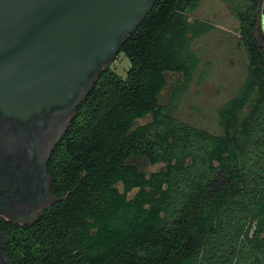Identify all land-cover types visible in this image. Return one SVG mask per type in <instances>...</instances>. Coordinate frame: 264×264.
<instances>
[{"label":"trees","instance_id":"16d2710c","mask_svg":"<svg viewBox=\"0 0 264 264\" xmlns=\"http://www.w3.org/2000/svg\"><path fill=\"white\" fill-rule=\"evenodd\" d=\"M199 1L154 0L120 45L125 77L100 70L50 155L59 199L31 223L2 224L14 264H264V137L253 132L264 108L259 0H228L247 75L218 110L222 134L159 102L166 73H188L180 48ZM136 157L165 166L146 174Z\"/></svg>","mask_w":264,"mask_h":264},{"label":"water","instance_id":"95a60500","mask_svg":"<svg viewBox=\"0 0 264 264\" xmlns=\"http://www.w3.org/2000/svg\"><path fill=\"white\" fill-rule=\"evenodd\" d=\"M153 1L0 0V108L27 115L86 94Z\"/></svg>","mask_w":264,"mask_h":264},{"label":"rangeland","instance_id":"374dc122","mask_svg":"<svg viewBox=\"0 0 264 264\" xmlns=\"http://www.w3.org/2000/svg\"><path fill=\"white\" fill-rule=\"evenodd\" d=\"M263 4L264 0H259L256 30L260 42L264 44ZM186 22V38L180 55L189 66L188 73H166L167 83L159 102L164 106L163 111L175 119L222 134L218 110L237 94L247 75V54L239 34V20L228 0H200L197 7L186 15ZM106 65L125 77L130 62L122 52H117ZM177 85H180L178 89L175 88ZM254 98L245 105L241 115L247 113ZM259 114L262 120L254 122L253 132L263 138L264 108ZM149 119L150 116H146L136 123ZM261 149L264 150L263 147ZM132 162L146 174L165 166L164 162L150 163L142 157H136ZM116 187L123 190L120 183ZM135 192L136 189H132L127 197L131 198Z\"/></svg>","mask_w":264,"mask_h":264},{"label":"flooded vegetation","instance_id":"af4514ba","mask_svg":"<svg viewBox=\"0 0 264 264\" xmlns=\"http://www.w3.org/2000/svg\"><path fill=\"white\" fill-rule=\"evenodd\" d=\"M85 88L82 84L64 104L42 106L27 115L0 108V264H14L5 250L2 224L31 223L59 199L52 194L48 163Z\"/></svg>","mask_w":264,"mask_h":264}]
</instances>
